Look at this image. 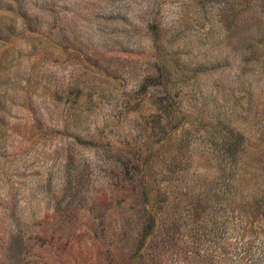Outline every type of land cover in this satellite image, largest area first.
I'll return each instance as SVG.
<instances>
[{
    "label": "rangeland",
    "instance_id": "rangeland-1",
    "mask_svg": "<svg viewBox=\"0 0 264 264\" xmlns=\"http://www.w3.org/2000/svg\"><path fill=\"white\" fill-rule=\"evenodd\" d=\"M0 264H264V0H0Z\"/></svg>",
    "mask_w": 264,
    "mask_h": 264
},
{
    "label": "trees",
    "instance_id": "trees-1",
    "mask_svg": "<svg viewBox=\"0 0 264 264\" xmlns=\"http://www.w3.org/2000/svg\"><path fill=\"white\" fill-rule=\"evenodd\" d=\"M141 187H140V194L142 195V197L143 198H147L146 197V190H145V187H144V184H143V182L141 183V185H140ZM260 199V198H259ZM261 200V199H260ZM260 200H258L257 202H258V205H260V203H262V200H261V202H260Z\"/></svg>",
    "mask_w": 264,
    "mask_h": 264
}]
</instances>
